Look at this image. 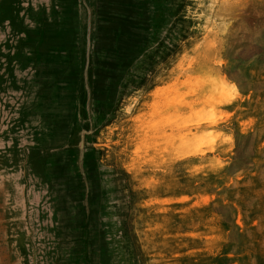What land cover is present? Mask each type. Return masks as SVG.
<instances>
[{"label":"rangeland","instance_id":"1","mask_svg":"<svg viewBox=\"0 0 264 264\" xmlns=\"http://www.w3.org/2000/svg\"><path fill=\"white\" fill-rule=\"evenodd\" d=\"M0 264H264V0H0Z\"/></svg>","mask_w":264,"mask_h":264}]
</instances>
